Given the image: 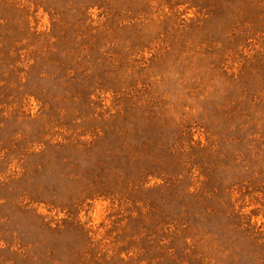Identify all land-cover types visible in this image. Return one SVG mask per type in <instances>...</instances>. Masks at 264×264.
<instances>
[{
  "label": "rangeland",
  "instance_id": "1",
  "mask_svg": "<svg viewBox=\"0 0 264 264\" xmlns=\"http://www.w3.org/2000/svg\"><path fill=\"white\" fill-rule=\"evenodd\" d=\"M0 264H264V0H0Z\"/></svg>",
  "mask_w": 264,
  "mask_h": 264
}]
</instances>
